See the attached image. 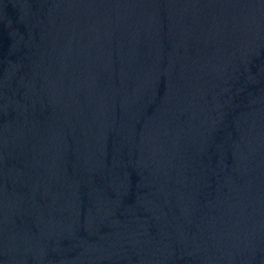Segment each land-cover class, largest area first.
Instances as JSON below:
<instances>
[{
	"label": "water",
	"instance_id": "obj_1",
	"mask_svg": "<svg viewBox=\"0 0 264 264\" xmlns=\"http://www.w3.org/2000/svg\"><path fill=\"white\" fill-rule=\"evenodd\" d=\"M0 264H264V30L0 69Z\"/></svg>",
	"mask_w": 264,
	"mask_h": 264
}]
</instances>
